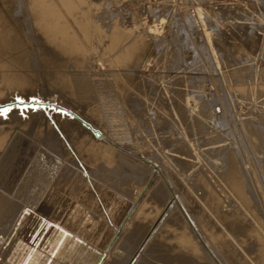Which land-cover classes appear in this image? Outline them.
<instances>
[{
  "label": "bare ground",
  "instance_id": "1",
  "mask_svg": "<svg viewBox=\"0 0 264 264\" xmlns=\"http://www.w3.org/2000/svg\"><path fill=\"white\" fill-rule=\"evenodd\" d=\"M100 1L0 0V104H7L0 109L11 108L0 115V264H153L157 250L166 264H264V0H253L258 18L250 17L256 8L243 17L225 5L236 17L228 18L234 28L225 40L217 21L204 25L214 52H227L217 62L226 84L215 83L219 95L204 90L203 76L145 68L154 61L155 72L202 70L211 49L204 42L207 50L198 41L194 48L189 36L171 49L155 25L143 26L133 12L128 28L126 8ZM93 51L107 54L119 72L96 71ZM48 89L59 102L44 94ZM104 92L118 95L114 107L131 110L158 96L157 108L173 109L170 125L187 142L180 136L171 144L167 129L161 137L178 146L143 154L138 142L106 127L96 105ZM29 97L35 106L16 105ZM161 120L155 126L169 128ZM43 146L52 151L54 171L33 164L20 175V164ZM67 195L76 198L69 208ZM105 198L117 211L101 212ZM104 228L100 245L90 236Z\"/></svg>",
  "mask_w": 264,
  "mask_h": 264
},
{
  "label": "rangeland",
  "instance_id": "2",
  "mask_svg": "<svg viewBox=\"0 0 264 264\" xmlns=\"http://www.w3.org/2000/svg\"><path fill=\"white\" fill-rule=\"evenodd\" d=\"M102 1V0H101ZM100 1V2H101ZM109 1H111V3H113V1H115V6H118V5H120V6H122V7H124V9L126 8L127 10H128V13H127V15L124 17L125 18V20H124V23H125V25L128 27V28H131V27H133L134 26V22L135 21H133V19L131 18V16H130V14H132L133 12H135V13H137V15H139L138 17L139 18H143V20L145 21L144 23L145 24H143V26H145V25H147V28H149V26H150V24L152 25H155V29L157 30V34H159V36H161L162 37V39L164 40L163 41V43H168L167 45H169V46H171L172 44V46H171V49H172V47H175V46H178L179 45V43H181V42H183L184 43V41L186 40V38L185 37H189V38H191L190 40H193V41H191V44H192V46L195 48V46H198V44L197 45H195L196 44V41H198L199 42V44L201 45H203V42L205 43V46L207 45V46H209V42H208V40H207V35H206V29H204V25H207V23H209L210 24V22H212L213 20H215V21H217L218 23H219V26H220V28H221V38H223V36H224V40L225 39H227L229 36H230V34L232 33L231 31H233L232 29L234 28L233 26H232V22L230 21V20H233V19H235L236 17L234 16V18H229L230 16V14L227 12V11H225V10H228V8L226 9V6L225 5H227V7L230 5V3H232V4H234V6H237V7H239V9L240 10H242V11H237V12H235V14L237 13V19H239L240 20V18H238V16H240V14L243 16V17H247L249 14L251 15L252 14V12H250V9L254 12L255 11V8H254V6H256L255 5V3H254V1L253 0H109ZM122 4V5H121ZM231 4V5H232ZM254 4V5H253ZM214 5V6H213ZM224 6H225V8H224ZM138 7V8H137ZM142 7V8H141ZM151 7H153V8H151ZM248 8V9H247ZM254 8V9H253ZM156 9V10H155ZM217 9H220V10H217ZM225 9V10H224ZM247 9V10H246ZM216 11V13L214 12V11ZM143 11V12H142ZM245 11V12H244ZM250 12V13H247V15L245 16V14H246V12ZM131 12V13H130ZM157 12V13H156ZM214 12V13H213ZM218 12V13H217ZM238 12L240 13V14H238ZM242 12L244 13V15L242 14ZM154 13V14H153ZM205 13H207L206 15H205ZM221 13H225V14H222L221 15ZM234 13V12H233ZM233 13L231 14V15H233ZM258 13V14H257ZM259 13H261V10L259 11V8L257 7L256 8V11L254 12V14H252V16H250V17H254V16H256L257 18L259 17ZM152 14L154 15V16H152ZM213 14L215 15V16H213ZM234 14V15H235ZM189 15V16H188ZM204 15H205V17H204ZM211 15V16H210ZM158 16V18H156V17ZM188 16V17H187ZM186 17H187V19H186ZM194 18V20H193V18ZM202 17H204L205 18V20L206 21H208V22H206L205 20H204V18H202ZM212 17V18H211ZM218 17H219V19H218ZM232 17V16H231ZM141 18V19H142ZM145 18V19H144ZM163 18L165 19V20H163ZM221 18V19H220ZM228 20H227V19ZM251 18V19H252ZM255 18V17H254ZM138 19V18H137ZM161 19V20H160ZM192 19V20H191ZM211 19V20H210ZM162 20L164 21V22H162ZM176 20V21H175ZM222 20H226V21H224V23L222 22ZM242 20V19H241ZM152 21H154L153 23H152ZM178 21V22H177ZM190 21H191V23H190ZM195 21V22H194ZM227 21L228 22H230V23H227ZM161 22V23H160ZM183 22H185V23H183ZM193 22V23H192ZM206 24H205V23ZM221 22V23H220ZM157 23H159V24H157ZM222 23L224 24V26L226 25V23L227 24H231V25H226V26H230V28L229 27H223V25H222ZM157 24V25H156ZM178 24V25H177ZM172 26V27H171ZM233 28H232V27ZM193 28V29H192ZM229 29V30H227V29ZM223 29V30H222ZM235 30V29H234ZM174 31V32H173ZM229 31L231 32V33H229ZM227 32V35H224L225 33ZM171 33H172V35H171ZM236 33H238V32H236ZM174 35H175V37L177 38V39H181L180 41L178 40V42L177 41H175L174 42ZM188 35V36H187ZM238 35V34H237ZM160 37V38H161ZM183 37H184V39H183ZM237 37V36H236ZM241 37H242V35H240V37L238 36L237 38H240V39H238V40H241ZM172 40V41H171ZM176 40V39H175ZM184 40V41H183ZM202 41V42H201ZM208 43H207V42ZM197 42V43H198ZM201 42V43H200ZM170 43H171V45H170ZM195 43V44H194ZM207 43V44H206ZM94 46V45H93ZM191 46V48H193ZM203 47H204V45H203ZM102 48L103 47H100L99 46V49L100 50H102ZM190 47H189V49L190 50H194L195 51V49L193 48V49H191ZM205 49L204 50H207L206 49V47H204ZM207 48H211L210 50H209V52L208 51H204V54L205 53H209L208 55H206L205 57H203V55H201L202 57V59L201 58H198L199 60H197L199 63L201 62L200 61V59L203 61L202 62V64L200 63V67L198 66V68L199 69H202V67H203V69L202 70H198L197 68L195 69L196 71H191V70H188L187 69V71L188 72H183V71H181L180 73H172L173 71L172 70H168V68H165V70H162V68L160 69V72H157V71H159L158 69H159V67H157V64L156 63H154V61L153 62H148L147 64H146V71L148 72V73H158V74H165V75H168V74H173V75H180V76H186V77H191L192 75H200V76H203V79L205 80V82L203 81V79L201 80L202 82H203V84H202V82L200 81V84L199 85H204L203 86V88H204V90H205V88H206V91H212V93L213 94H215V95H219V92L217 91V87H216V82H220V80H221V82H220V84L221 83H223L224 82V80H222V78L220 77V76H222L221 74H219V73H221V72H219L220 71V69H218V68H220L219 66V64H217V62L220 60V59H222L221 57H225L226 55H224V53L226 54L227 52L226 51H223V50H220V51H223L222 53L223 54H221V52H219V51H217V53H219V54H217L216 52H214V50L212 49V46L210 45L209 47H207ZM189 49H188V51H189ZM161 50H164V49H162L161 48ZM200 51V50H199ZM213 53H215V55L213 54ZM93 54H95V56H96V60H95V62H94V64H93V68L94 69H96V71H101V72H103V71H105V72H108V71H112V72H119V70H118V67H116L113 63H112V59H110V57L107 55V54H104V53H101V57L100 56H98V54L95 52V51H93ZM200 55H198V56H200ZM209 55H210V57H209ZM221 55V56H220ZM223 55V56H222ZM219 56V57H218ZM209 57V59H207ZM182 58V57H181ZM180 58V59H181ZM183 58H184V56H183ZM226 58V57H225ZM185 59V58H184ZM184 59H181V63L180 64H183L184 65V63H185V60ZM172 62V63H175L176 61H175V58L174 57H171V59L169 60V62ZM170 62V63H171ZM190 63V62H189ZM196 64V63H195ZM194 64V65H195ZM160 65V64H159ZM163 65H166V64H164V63H162L161 65H160V67H162ZM197 65V64H196ZM199 65V64H198ZM205 68V69H204ZM157 69V71L155 72V70ZM217 69L219 70V71H217ZM198 70V71H197ZM195 72V73H194ZM220 76H219V75ZM106 76H108L109 74H105ZM167 76H165V78H166ZM205 77V78H204ZM215 78V79H214ZM216 80V81H215ZM218 80V81H217ZM213 81V82H212ZM213 84H215V85H213ZM202 85H201V87H202ZM206 85V86H205ZM222 85V84H221ZM220 85V87H222ZM223 88L224 87H226V84H225V82L223 83ZM209 86V87H208ZM208 89V90H207ZM47 92H48V95H50V97H51V99H53V100H55L56 101V103L57 102H59V100H58V98H55V96H53V94L50 92V89H48V90H45V95H47ZM60 97H61V95H59ZM147 101H148V106L146 107H144V108H139V109H137V110H131L130 108H123V106H116V107H114L113 106V102H114V104L117 102V101H120L119 99H118V95H116V94H114L113 96L111 95V94H108V92H104V93H100V94H98V96H97V107H99V109H100V113L102 114V117H103V120H104V122L106 123V127H108V128H110L111 130H112V132H117V133H114V136H116V137H118L120 140H122V141H128V142H130V143H137V144H139V146H140V148L138 147V149H142L141 151H142V153L143 154H146V155H148V156H151L152 154H154L155 156L156 155H158V153H163V152H168V151H170L172 148H173V146H178V145H171V144H174V143H176L177 142V144L179 143L178 141L180 140V141H182V140H184V137H183V135H182V133H179L178 135H179V137L181 136L182 138H180L179 139V137H176V134L178 133V132H180V130H177V128H175V127H173V125H170V124H174L173 123V117L175 116V114L173 115V113H174V111H173V109H172V112H170L171 110L170 109H165L166 110V112H168V114L169 115H167L166 114V112L164 111V109L163 110H160V108L162 109V107L161 106H159V105H156V103H159L160 102V99H159V97L158 96H150L149 98H147L146 99ZM185 100H188V98H186ZM189 101V100H188ZM187 101V102H188ZM185 102V101H184ZM185 102L184 104H186L185 106H188L187 104L189 103V104H191L192 103V101L190 102ZM151 105H153V107H151ZM155 105H156V107H155ZM149 106H150V108H149ZM82 107V105L80 104V108ZM155 107V108H154ZM157 107H160V108H157ZM154 108V109H153ZM156 109H159L160 111H161V113H160V111H158V110H156ZM83 110V109H82ZM153 110V111H152ZM155 110L159 113H157L158 115H159V117H158V115H156V112H155ZM168 110V111H167ZM170 110V111H169ZM162 112H164V114L162 113ZM82 113H88V110L87 109H85V110H83V112ZM171 113H172V116L173 117H171L170 118V115H171ZM157 116H155V115ZM167 116H166V115ZM160 115H162V116H160ZM169 116V117H168ZM161 117H163V118H165V119H163V118H161ZM167 117V118H166ZM162 119L161 121H162V125H163V123H165L166 124V119H167V124H169L170 126H169V128L166 126V125H163L164 126V129L165 130H163L162 128H163V126L160 124V126H162V128L161 127H156L157 126V124H155V122L157 123V121H155V119ZM169 118V119H168ZM165 120V121H164ZM168 120H171V121H168ZM160 121V122H161ZM152 122L154 123V126L157 128V130H156V128L154 127V126H152V127H154L152 130H153V133H152V131H151V128L152 127H150V128H148L151 124H152ZM158 124V125H159ZM175 125V124H174ZM166 126V127H165ZM172 129H171V128ZM177 127V126H176ZM174 128H175V130H174ZM149 129V130H148ZM167 129L170 131L171 130V133H170V135H173V140L171 139V136H170V140H168V138H166V136H169V133H168V131H167ZM173 130V131H172ZM149 131V132H148ZM156 131H158V132H156ZM162 131H164L163 133H162ZM167 133H166V132ZM178 131V132H177ZM155 132V133H154ZM160 133V134H159ZM173 133V134H172ZM161 134H162V137L166 134V136H165V138L164 139H167L168 140V144H170L171 143V140H172V143L170 144V145H168V144H166V142H167V140H165L166 142H164V141H161V139L162 140H164L162 137H161ZM168 134V135H167ZM132 135V136H131ZM157 135V136H156ZM158 135H160V137L158 136ZM153 136H155V137H153ZM150 137H152V138H150ZM158 137L160 138L159 140L162 142V145H161V143H160V141L158 140ZM175 137V138H174ZM157 140H155V139ZM179 139V140H177L176 142H175V140L174 139ZM152 139V142L154 143V141H155V143L157 142V145L154 143V144H152V142L150 141ZM182 139V140H181ZM195 139H198V138H196L195 137ZM140 140V141H139ZM151 142L150 144H152V145H150L149 144V141ZM154 140V141H153ZM191 140H192V138H191ZM170 141V142H169ZM185 142H187L186 141V139L184 140ZM184 141H182L181 143H183L184 144ZM199 141H200V139H198V141H195V142H198L197 143V146H201L202 147V142L200 141V143H199ZM147 142V143H146ZM158 142H159V144H158ZM163 142L165 143V145L167 146V148H166V146H163L164 144H163ZM174 142V143H173ZM146 143V144H145ZM142 144V145H141ZM145 145H146V147H145ZM149 145V146H148ZM185 145V144H184ZM156 146H157V148L158 149H156ZM170 146V147H169ZM44 148V150H40V153L39 152H37V154H36V152H34L33 153V155H32V157L29 159V160H26V161H24L23 163H21L20 164V166H19V170H18V172H20V175H22L23 176V172L24 173H26L27 172V170L30 168V166H32L33 164L35 165V166H38L39 168H43V167H45V168H43V169H46V168H48L49 169V171L51 172V171H54V165L55 164H53L52 165V163H50L51 161L52 162H54L53 161V159H52V151L51 150H49L48 148H46L45 146H43ZM152 147V149H150V148ZM154 147V148H153ZM172 147V148H171ZM166 148V150H164ZM169 148H171V149H169ZM169 149V150H168ZM174 149H176V147L174 148ZM173 149V150H174ZM153 150V151H152ZM158 150V153L156 152ZM163 150V151H162ZM49 151V152H48ZM51 151V152H50ZM140 151V150H139ZM144 151V152H143ZM152 151V153H150ZM161 151V152H160ZM155 152V153H154ZM39 153V154H38ZM157 153V154H156ZM44 154H45V156H44ZM35 155V156H34ZM42 155V156H41ZM154 155H152V156H154ZM37 156V157H36ZM42 158V160H40L41 158ZM38 157H39V159H38ZM32 158H34L33 160H32ZM48 158V159H47ZM43 159H46V161L45 160H43ZM37 160H38V162H39V164H37ZM51 160V161H50ZM36 161V162H35ZM43 161H45L44 162V164L46 163V162H48V163H46L45 164V166H44V164H42L43 163ZM48 165V166H47ZM49 165H51V166H49ZM43 166V167H42ZM53 166V167H52ZM25 169H27L26 170V172H25ZM21 170V171H20ZM100 186H103V185H100ZM108 189H110V188H108ZM128 194V195H127ZM70 196H72V195H67V201L65 200V204H66V207L67 208H69L68 206H69V204L71 205H73V204H75V200H76V198H75V196H72V197H70ZM119 197H121V198H123L121 195H119ZM125 197L127 198V197H130V194L129 193H126V195H125ZM70 198V199H69ZM75 198V200L74 201H72L73 199ZM108 200H110V201H108ZM69 201V202H68ZM70 201H72V202H70ZM106 201V202H105ZM105 201H104V204L106 205V207H103L102 209H101V212H103V213H105V212H111V209L112 208H114L113 210H115V207H113L114 205H115V201H114V203L112 202L113 200H111V199H107V198H105ZM74 202V203H73ZM122 202H120V203H117V206H118V210L119 211H121V212H123L125 209H124V206H125V204H121ZM68 204V205H67ZM113 205V206H112ZM111 209H110V208ZM127 207V206H126ZM109 208V209H108ZM107 211H106V210ZM98 210V213H99V209H97ZM115 211H117V210H115ZM112 212H114V211H112ZM49 214L51 215V212H49ZM123 214V213H122ZM105 220V219H104ZM105 228H107L108 229V227H105ZM103 229L104 231H102V233L98 236V235H91L90 237H92V239H95L96 238V240H94V241H96V243L99 241V243H100V241L101 240H99V238L100 239H102V238H105V236H106V232L109 230H107V229ZM105 233V234H104ZM109 233V232H108ZM108 233H107V236H108ZM95 236V237H94ZM98 236V237H97ZM100 245H101V243H100ZM160 251V250H159ZM158 250L156 251L157 253H160L161 255H162V253H164V251L162 252V250L159 252ZM162 252V253H161ZM157 253L155 254V253H153V255H156L157 257L158 256H161L160 254L159 255H157ZM153 257L154 258V260L152 261L153 262V264H166V262L164 263V261H163V259H159L160 257Z\"/></svg>",
  "mask_w": 264,
  "mask_h": 264
},
{
  "label": "water",
  "instance_id": "3",
  "mask_svg": "<svg viewBox=\"0 0 264 264\" xmlns=\"http://www.w3.org/2000/svg\"><path fill=\"white\" fill-rule=\"evenodd\" d=\"M20 100H23L26 104H29V105H31L32 104V102H33V97H29V99H28V101H25L24 99H18V98H16L15 99V102H16V105H21L20 104ZM37 103V102H36ZM35 103V104H36ZM4 106H7V104L6 105H1L0 104V108H2V107H4ZM58 108L59 109H62V111H64V112H66V113H68L66 110H65V108H60V106H58ZM73 113H71L70 115H72ZM79 119L85 124V121L82 119V118H80L79 117ZM88 126H89V128L92 130V131H94L95 132V134L97 133V131L93 128V127H91L89 124H87ZM171 201H169V203H170Z\"/></svg>",
  "mask_w": 264,
  "mask_h": 264
},
{
  "label": "snow or ice",
  "instance_id": "4",
  "mask_svg": "<svg viewBox=\"0 0 264 264\" xmlns=\"http://www.w3.org/2000/svg\"><path fill=\"white\" fill-rule=\"evenodd\" d=\"M35 98H33V102L31 105L29 104H25V102L23 100H20V104L23 105L25 108L29 107V106H35ZM11 110V108H4V109H0V115H7V113Z\"/></svg>",
  "mask_w": 264,
  "mask_h": 264
}]
</instances>
